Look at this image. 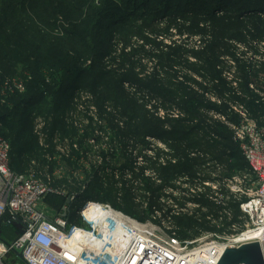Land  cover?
<instances>
[{"label": "trees", "instance_id": "1", "mask_svg": "<svg viewBox=\"0 0 264 264\" xmlns=\"http://www.w3.org/2000/svg\"><path fill=\"white\" fill-rule=\"evenodd\" d=\"M5 1L4 16L0 20L7 27L10 26L12 11H17L18 9L13 2L18 5L21 4L23 12L15 17L14 37L18 41L27 42L31 49L38 54V57L32 62L33 64L27 61L21 62V65H23L21 72L26 74L24 77L27 85L26 92L10 96L5 104H2L3 98L0 95V137L3 135L7 140L9 135L14 132L12 129L15 118L24 117L20 128L9 139L11 142L7 140L11 144L12 149L11 167L18 174H24L21 170L24 168L23 165L25 163L32 162L34 159L37 161L41 160L43 156L39 139L35 133L33 134V128L30 127V131L28 130L29 124L33 123V118L41 111L42 107L50 106L51 104H53L52 109L57 113H59L60 107L66 110L69 108L72 111L74 110L72 106L74 92L78 89H87L88 77L93 74L95 67L100 62L102 63V60L111 53L113 34L122 33L123 30L131 28L138 23L139 17L138 19H132L130 22L127 21V19L132 18L138 12L137 9L142 8V11H139L142 16L144 9L149 7V14H152L149 20L145 18L141 22L140 28H152L151 31L153 32L157 30L158 26H161L156 22L157 19L170 15V22H173L174 24L172 25H175L180 32L185 30L193 35L208 36L206 47L202 51L193 52L201 61L199 65H196L195 71L204 78L211 76L221 80V74L217 68L219 59L223 53H232L233 47L231 43L243 42L248 38L254 39L252 42L264 40V0H188L187 3L190 2V5H174V0H142L141 2L137 0H98L99 6L96 4L97 0ZM29 6L35 16L27 13ZM205 7H209V9L205 11L203 9ZM172 9H175L174 12H172ZM42 10H45L53 17H56L57 14L63 15L66 21L70 22L71 29L66 30L62 36L47 35L42 37V30L37 26V19L42 20L41 15H39ZM142 37L145 36L142 34ZM181 50L183 51V48L179 46L174 47L173 53L168 55L170 61ZM87 62L90 63V66L84 67V65L88 64ZM170 68L173 67L170 66ZM261 71H264V67L259 70H254L253 68L249 72L246 70L241 75L238 74L237 77L240 80L238 84L239 91L234 88L236 91L234 92V104L238 103L245 106L260 123H262L264 118V103L258 102L259 97L250 89V84L254 78L260 79ZM103 75H105V72L97 77L98 83L104 79ZM0 76L1 82L6 77H9L6 74ZM29 77H31L30 80L28 79ZM124 81L129 82V84L141 82L139 79L130 76L122 79L118 78L116 79L118 90H116L114 82L112 87L108 83L107 87L114 89L115 93L107 96H104L98 90L97 84L93 89L97 97V107L104 110L105 100L113 98V95H115L116 101L122 102L126 106V112H136L134 107H132L135 102L131 101L129 95L121 88ZM163 83L162 79L152 76L151 92L153 93H145L140 96L143 102L141 105L151 118L143 116L145 124L137 127H133L132 120L129 119V132L117 131L113 138L115 137L124 142L126 138L135 139L139 134H142L143 137L158 138L162 141L172 142L175 140L177 142L176 148L181 152V159L185 160L187 169L186 171L185 169L179 171L177 162L170 164L168 168L164 169L167 180H174L181 173L197 177V174L192 172V170L194 171V164L201 168L209 160L222 166L224 168V176L227 178L251 172L250 165L243 155L233 131L220 121L214 122L213 126L205 121L212 120L209 117V112L214 111L221 113L231 124H239L240 117L232 110L229 103L227 104L226 102L224 106L214 105L209 103L203 95L198 94L197 91L191 90L187 84L176 83L170 79L167 84L173 86V89H171ZM224 87H226L225 84ZM110 91L111 89H109ZM160 95L165 97H163L164 100L158 97ZM174 103L179 105L182 109L180 111H183L186 114L185 116L183 115L180 118L167 116L164 120L157 116L156 111H159L160 107L168 110L174 107ZM63 116L59 115L55 118L49 130L50 137L55 133H60L62 136H76L74 130L68 129ZM130 118L134 120L137 117L132 115ZM163 124H170L171 128L169 130L164 129ZM21 135L29 137L25 139L23 145L18 146L16 142ZM136 142L137 144L139 143L138 140ZM189 150L197 151L196 159L193 157L187 158V151ZM113 158L116 159L114 156ZM119 161L121 162L120 167L131 166L129 158L125 156H119ZM119 171L120 174H116V171L113 170L112 177L106 173H102L101 176L95 173L96 178L94 177V180L84 191L72 188V191L78 193L79 196L74 202L67 205L68 219L71 223L77 221V211L87 201L109 203L143 222L152 219L154 210L160 207L158 202V192L161 191L160 186L152 188L149 179L144 178L143 181L147 191L145 194L149 201L146 210L142 208L141 203L137 204L134 201L135 194L131 189V183L125 185L127 189L125 201L119 204L117 199L121 197V194L113 185L111 186V184L116 183L114 180L124 175L122 169H119ZM113 174L117 178H114ZM66 200V198L60 196L50 195L47 198V203L56 212L61 213L66 205ZM198 202L202 207L212 209L211 216L213 220H220L219 212L224 210L223 207L216 206L213 202L204 198L198 200ZM238 205L239 203L235 202L231 206V208H235V212H233L234 220L230 222L226 218V224L230 225L233 222H238V216L240 215ZM201 216L208 218L205 215ZM173 220H175L177 226L183 229L186 228L189 231L192 230L190 232H194V236L199 234V229L211 230L202 226L212 225L211 219L209 222L202 220L201 224L200 220L187 216L174 217ZM22 232L21 223L15 222L10 227L0 230V238L12 241L18 238ZM190 232L179 231L177 232V237L180 240L190 239Z\"/></svg>", "mask_w": 264, "mask_h": 264}, {"label": "rangeland", "instance_id": "2", "mask_svg": "<svg viewBox=\"0 0 264 264\" xmlns=\"http://www.w3.org/2000/svg\"><path fill=\"white\" fill-rule=\"evenodd\" d=\"M16 1L19 2L21 0ZM137 1L141 2L142 0ZM5 2V0H0V19H2L4 16ZM187 2L188 0H174L173 3L174 5L191 4L190 2ZM13 4L18 9L17 11H12L10 26L7 27L2 22V20H0V75L6 74L9 76L3 79L2 82L0 81L1 84L9 79L24 78L26 74L21 72L23 69L21 62L27 61L30 62V64H33L32 62L36 59V57H38V54L35 53L33 49H31L27 42L18 41L14 37L13 29L15 26V17L19 13L22 14L23 8L21 4L18 5L16 2H13ZM96 4H98L97 6L100 5L98 0L96 1ZM203 9L206 11V9H209V7H205ZM140 10L142 11V8L137 9L138 12H136L132 18L127 19V21L130 22L132 19H138L139 17L140 20L138 23L134 24L135 26L123 30L122 33L113 34L111 42L113 48L111 53L102 60V63L100 62L99 65L95 67L96 69L93 70V74L88 77L86 86L87 89H78L74 92L76 94L78 91H84L91 98L90 103H85L84 109L78 110L79 112H76L77 116H80L81 118L78 117L75 121H73L72 119H68L72 109L70 110L69 108L66 110L65 108L62 109L60 107L59 113H57L54 109H52L53 104L50 106L46 105L42 107L41 111L36 114L35 118H33V123L29 124V131L31 127L33 128V134H36V129L39 128L38 126L40 125V127L43 128V132L45 129V132H48L49 134V130L51 129L50 127L55 118L59 115H64L63 118L65 120L68 119L66 120L68 129L74 130V134L76 135L77 133L78 136L79 130L76 127V122H78L81 127L84 128L85 126L82 124L84 123L82 120L89 115L90 109H92V112L94 113V108H96V117L98 119L95 118L94 122H91V124L88 125L89 128L84 131L86 139L94 136L95 132H99V134L102 133L100 136L112 133V137L117 131L129 132V119L132 120L131 123L133 127L143 126L145 124L143 116H147L149 118H151V116L148 113L146 114V111L143 109L141 105L143 102L140 96L145 93L150 94L152 91V76H156L157 79H162L164 81L163 84L165 86L167 85L168 88L171 89H173V86H169L167 84V81L170 79L176 83L178 82L184 83L185 85L187 84L191 90L197 91L198 94L203 95L205 99L211 104L224 106L227 102V104L229 103L230 107L234 105V92H236L234 85L237 75H241L246 70L249 72V70L253 68L254 70H259L254 58L257 55L264 53V46H262L264 44V40L252 42L254 39L248 38L243 42L231 43V46L233 47L232 53H223L219 59V65L217 68L221 74V80L211 76L204 78L195 71L196 65H199L201 61L193 54V52L202 51L206 47L208 36L199 34L193 35L189 33V31L185 30L180 32L175 25H172L174 23L170 22V15L157 19L156 22L161 26H158L157 30L153 32L151 31L152 28H140L139 26L141 25V22L145 18L149 20L152 16V14H149V7L144 9L142 16L139 14ZM174 10L175 9H172V12H174ZM27 13H30L31 16H35L32 12V9H30V6L27 10ZM39 15H41L42 20L39 18L36 19L38 28L42 30V37H46L47 35L62 36L66 30L71 29L69 24L70 22H67L63 15L57 14L56 17H53L45 10H42ZM167 27L169 28L166 30ZM142 34L145 37H142ZM178 46L183 48V51L181 50L179 54L174 55V58H172L170 61L168 55L173 53L174 47ZM88 66H90V63L84 65V67ZM170 66L173 68H170ZM104 72V79L100 80L98 83L97 77ZM127 76L135 77L141 81L140 83H130L132 86L129 84V82L124 81L121 87L122 90L129 95V99L135 102L132 107H134L136 112H126V106L122 102H117L115 95H113V98H108L105 100L106 103L104 110L98 108L96 105L97 97L93 90L96 85L98 84V90L103 93L104 96H107L108 94H114V89L108 88L107 84L110 83L112 87L114 82L116 90H118L116 79L126 78ZM224 84L226 87H224ZM109 89H111L110 92ZM158 97L162 98L163 100L165 98L161 95ZM173 106L176 107V110L179 112H183L180 111L182 109L179 107V105L174 103ZM156 112L157 116L160 118L161 116L159 115V111ZM213 112L214 111L209 112V117L212 118V120L205 121L211 126L214 125V122L220 121L221 123L227 125L233 131V135H235L234 129H232L228 124H231V122H228V120L226 122L222 121L219 119V116H222V114ZM132 115H135L137 118L133 120L130 118ZM183 115L185 116L186 114L184 113ZM166 118L167 116L162 119L164 120ZM23 120V116H21V118H15L12 129L14 132L12 135H14L17 129L20 128ZM99 120H102L103 123L100 124ZM163 126L164 129L166 128L169 130L171 128L170 124H163ZM177 127L180 128L179 126ZM12 135H9L7 140L11 139ZM2 137L5 138L3 135ZM27 137L29 136L25 137V135H21L16 144L18 146L23 145ZM37 137L39 139L38 135ZM135 139L126 138L124 139V142L123 140L121 141L115 137L113 140L105 139L104 141L108 142L107 146L99 145L102 143V141L98 140L96 142L98 151L93 154L90 152V148H92L91 145L88 143L90 148L85 145L92 158H94V155L98 156L100 152H105L107 148L121 150L123 156L129 158L131 166H123L121 168H119V165L116 164L113 166L114 160H111L109 164L106 165L110 171L112 169L115 170L116 173H120L118 172L119 169L123 170L124 175L120 176L119 178L113 174L114 178L116 177L117 180H114L116 181L115 184H111V186L113 185L121 194V197L117 199L119 204H122L125 201L127 194L125 185L127 183H131V189L135 194L134 201L137 204L141 203L142 208L146 210L149 201L147 199V195L145 194L147 191L143 180L144 178H148L152 188H156L158 186L161 188V191L158 192V202L160 207L157 210H154L153 216L151 217L152 219L149 220H152L155 225L162 228L164 232H174L177 235V232L179 231H192H189L186 228L183 229L175 224V220H173V218L181 216H187L200 220V224L202 220L209 222L211 219L212 223V225L207 224V226L209 225L208 227L206 225L202 226L203 228H208L211 230L199 229V234L195 236L194 232H190L191 238L186 240H195L206 233L218 235L227 231L229 227L233 229L234 226L236 227L235 229L238 230V233H244L247 230V225L248 227L251 225V222L248 218H243L240 210L242 200L238 201L236 199V192H239L240 190L245 192L246 190L244 188L255 182V177L252 172H248L245 175H233L232 177L227 178L224 176V168L209 160V162L201 168L200 166L194 164V171L192 170V172H195L197 177H191L187 173H185V175H183L184 173H181L180 175H177L176 179L167 180V175L165 174L164 169L168 168L170 164L177 162V169L179 171H182L183 169L186 171L187 169L185 160L181 159V152L176 148L177 142L175 140L171 142L162 141L158 138H150V141H148L150 143H148L146 141V137H143L142 134H139ZM137 140L139 142L138 144L136 142ZM85 143H87V140H85ZM132 143L136 147L132 148L133 151L131 148H127V146ZM154 149H156V157H152L150 155V151L153 152ZM187 154V158L193 157L196 159V155L198 153L197 151L189 150L187 151ZM153 158H157V162L154 161ZM32 166L33 165L29 161L23 165L25 169L23 168L21 171L24 173L30 172ZM109 172H107V174H109ZM110 176L112 177V174ZM202 198L208 199L216 206L224 208L223 211L219 212L220 220H213L211 216L212 209L202 207L200 205L198 200ZM242 199H246L244 194H242ZM235 202L239 203L238 208L240 215L238 216V222H233L232 224L228 225L226 224V218L230 222L234 220L233 212H235V208L233 209L231 206L234 205ZM201 215H205L208 218ZM241 218L244 220H241ZM77 221L73 223L82 225L80 219H77ZM13 263L22 264V262H19L12 255H8L3 258V264Z\"/></svg>", "mask_w": 264, "mask_h": 264}, {"label": "built area", "instance_id": "3", "mask_svg": "<svg viewBox=\"0 0 264 264\" xmlns=\"http://www.w3.org/2000/svg\"><path fill=\"white\" fill-rule=\"evenodd\" d=\"M254 61L259 69L264 67V53L255 56ZM259 78L253 80L250 89L259 97L258 102L264 103V71H261ZM239 81L237 77L234 85L237 91ZM26 90L24 78L0 83L2 103L5 104L10 96ZM90 99L84 91L76 92L72 101L74 110L68 119L75 121L81 118L76 112L84 109L85 103L91 102ZM231 108L239 115L240 122L228 124L234 129L235 139L255 177V182L244 188L246 193L242 190L236 192V199L242 200L240 210L243 218L251 222L244 233H238L234 226L218 235L206 233L195 240H180L176 233L164 232L152 220L143 222L109 203L98 201L97 208L93 210H89L93 201H87L79 208L77 216L82 225L69 221L67 203L64 206L66 211L63 208V212H56L47 203L50 195L70 198L72 203L79 194L70 190L84 191L94 180L95 173L101 176L110 171L106 165L111 160H114L113 166L116 164L121 168V162H118V157L123 156L121 150L107 148L98 156H91L98 151V140L102 141L99 145L105 146L108 144L105 139L113 140L112 133L100 136L102 133L99 132L86 139L84 131L95 118L98 119L94 108L95 112L90 109L89 115L82 120L84 128L76 122L78 136L55 133L50 137L39 125L36 134L39 136L45 165L33 162L30 172L25 174H18L12 169L11 144L0 137V230L15 222H20L23 227L22 234L15 240L0 238V264H3V258L16 252L23 255V264H218L228 248L256 241L264 243V239L249 240L245 237L248 232L257 230L260 221L264 220V118L260 123L242 104L236 103ZM172 109L160 108L159 115L162 118L183 117L176 108ZM219 119L227 121L221 115ZM150 138L147 137L146 141H150ZM85 145L90 148L91 154ZM133 147V143L127 146L132 151ZM155 153L156 149L150 151L152 157H156ZM153 160L157 161V158ZM112 172L111 169L107 175ZM253 209H257V212L254 213ZM210 257L217 261L213 263Z\"/></svg>", "mask_w": 264, "mask_h": 264}, {"label": "water", "instance_id": "4", "mask_svg": "<svg viewBox=\"0 0 264 264\" xmlns=\"http://www.w3.org/2000/svg\"><path fill=\"white\" fill-rule=\"evenodd\" d=\"M66 203H71L70 198ZM64 211H66L65 207ZM16 254L24 261L21 253L16 252ZM218 264H264V243L256 241L237 248H228Z\"/></svg>", "mask_w": 264, "mask_h": 264}, {"label": "bare ground", "instance_id": "5", "mask_svg": "<svg viewBox=\"0 0 264 264\" xmlns=\"http://www.w3.org/2000/svg\"><path fill=\"white\" fill-rule=\"evenodd\" d=\"M97 204H96V202L95 201H93L92 202V205H90V208H89V210H93V209H95V208H97V206H96ZM253 212L254 213H256L257 212V209H253ZM261 219V218H260ZM260 221V220H259ZM261 222V224H260V227L257 229V230H255V231H251V232H248V234H246L245 235V237L247 238V239H255V240H263L264 239V220H262V221H260ZM205 254H206V252H205ZM210 259H211V261L213 262V263H215L216 261L213 259V257H210Z\"/></svg>", "mask_w": 264, "mask_h": 264}, {"label": "crops", "instance_id": "6", "mask_svg": "<svg viewBox=\"0 0 264 264\" xmlns=\"http://www.w3.org/2000/svg\"><path fill=\"white\" fill-rule=\"evenodd\" d=\"M33 162H38L41 166H43V165H45V160H44V158H43V156H42V158H41V160L39 161H37L36 159H34V160H32V162H31V164L33 165ZM32 168V167H31ZM25 174V173H24ZM71 192H72V190H70ZM49 205V204H48ZM50 206V205H49ZM51 207V206H50ZM10 255H14V256H16L15 258L20 262V261H22L19 257H18V255L16 254V253H12V254H10ZM14 264V263H13ZM22 264H23V261H22Z\"/></svg>", "mask_w": 264, "mask_h": 264}]
</instances>
